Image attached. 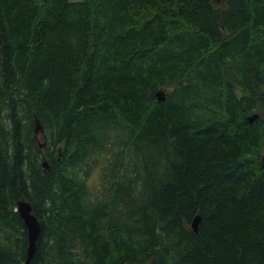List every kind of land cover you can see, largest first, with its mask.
<instances>
[{
    "label": "trees",
    "instance_id": "1",
    "mask_svg": "<svg viewBox=\"0 0 264 264\" xmlns=\"http://www.w3.org/2000/svg\"><path fill=\"white\" fill-rule=\"evenodd\" d=\"M19 201L28 264H264V0H0V264Z\"/></svg>",
    "mask_w": 264,
    "mask_h": 264
},
{
    "label": "water",
    "instance_id": "2",
    "mask_svg": "<svg viewBox=\"0 0 264 264\" xmlns=\"http://www.w3.org/2000/svg\"><path fill=\"white\" fill-rule=\"evenodd\" d=\"M157 100L161 101L164 99V95L161 92L156 93ZM253 118H250L249 121L252 122ZM41 125L38 120L35 121V134L41 131ZM44 166H46V163H44ZM18 212L20 217L22 218L24 225L27 228L28 233V251H27V261H29L34 253L35 249V240L37 239L39 232H40V226L37 221V218L32 214V209L29 203L25 201H19L17 203ZM198 222L199 217L196 216L192 221V229L196 232L198 228ZM128 264H140V263H128Z\"/></svg>",
    "mask_w": 264,
    "mask_h": 264
},
{
    "label": "rangeland",
    "instance_id": "3",
    "mask_svg": "<svg viewBox=\"0 0 264 264\" xmlns=\"http://www.w3.org/2000/svg\"><path fill=\"white\" fill-rule=\"evenodd\" d=\"M89 184H90L93 188L98 187L99 180H98V178H97V176H96L95 174H93V176L89 179Z\"/></svg>",
    "mask_w": 264,
    "mask_h": 264
},
{
    "label": "bare ground",
    "instance_id": "4",
    "mask_svg": "<svg viewBox=\"0 0 264 264\" xmlns=\"http://www.w3.org/2000/svg\"><path fill=\"white\" fill-rule=\"evenodd\" d=\"M157 92H161L163 95H164V98H165V91L163 90V89H159ZM156 92V93H157ZM28 203V202H27ZM32 209V208H31ZM17 211H18V207H17ZM19 213V212H18ZM33 214V213H32ZM34 215V214H33ZM35 216V215H34ZM36 217V216H35ZM37 218V217H36ZM22 219V218H21ZM37 221H38V219H37ZM24 223V222H23ZM38 223H39V221H38ZM39 226H40V223H39ZM26 227V226H25ZM26 230H27V228H26ZM40 230H41V227H40ZM39 234H40V232H39ZM27 236H28V233H27ZM39 236V235H38ZM38 238V237H37ZM37 240V239H36ZM36 240H35V242H36ZM28 246H29V241H28ZM27 251H28V247H27ZM34 251H35V249H34ZM34 254V253H33ZM30 261V260H29ZM29 261H27V255H26V264H28L29 263Z\"/></svg>",
    "mask_w": 264,
    "mask_h": 264
}]
</instances>
